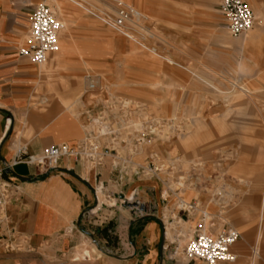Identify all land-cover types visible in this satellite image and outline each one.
Returning a JSON list of instances; mask_svg holds the SVG:
<instances>
[{
	"label": "rangeland",
	"instance_id": "obj_1",
	"mask_svg": "<svg viewBox=\"0 0 264 264\" xmlns=\"http://www.w3.org/2000/svg\"><path fill=\"white\" fill-rule=\"evenodd\" d=\"M73 1L58 3L64 6V18L73 21L72 29L79 36L76 38L79 43L88 36L85 26L89 19L102 23L103 26L95 22V29L117 40L97 39L96 51L88 55V72L94 79L99 78L101 85L97 91L80 97L85 87L82 77L87 71L83 66L74 96L78 102L71 111L74 115L85 113L105 90L130 102L132 107L124 118L126 130L113 136V141H106H111L109 147L115 149L116 157L107 158L118 163L117 169L123 168L122 173L156 181L157 191L166 199L163 215L171 223L167 229L174 228L177 222L183 228V232L180 228L177 232L179 254L175 257L185 262L183 249L201 218L200 190L206 188L210 196L217 198L216 190H222L223 194L229 191L230 178L236 181L232 183L236 184L234 192L239 197L248 196V205L244 207L247 218L243 222L252 219L264 227V198L259 197L264 190V0H245L257 18L254 26L239 37L228 34L217 0H146L144 6L149 9L153 1L190 2L176 5L179 11L172 14L173 20L159 21L142 9L148 19L127 22L125 26L132 40L110 25L119 21L118 6L112 2L117 0H85L102 10L88 7L90 13ZM249 54L256 60L250 61L249 68L241 69L240 64L249 61ZM43 69L48 78L43 94L45 104H59L62 92L70 90L63 80L68 71L65 67L45 65ZM138 132L143 133V140L139 141ZM185 186L195 193L186 201L198 204L196 211L185 212L176 207L184 196ZM253 195L255 198H251ZM105 199L115 204L107 193ZM242 200L243 197L239 198L237 204ZM126 203L136 205L132 200ZM224 203L227 206V200ZM111 206L106 203L99 209L109 211ZM91 216L96 221L108 217L100 212ZM211 223L221 229V220L205 217L206 232ZM262 250V246L252 245L249 258L243 263L237 259L233 264H251L252 259L255 264H263ZM0 264L70 263L50 252H27L23 245L4 242L0 245Z\"/></svg>",
	"mask_w": 264,
	"mask_h": 264
},
{
	"label": "crops",
	"instance_id": "obj_2",
	"mask_svg": "<svg viewBox=\"0 0 264 264\" xmlns=\"http://www.w3.org/2000/svg\"><path fill=\"white\" fill-rule=\"evenodd\" d=\"M40 1L0 0V164L10 162L17 149L27 154H39L46 147L59 144L74 146L83 139L87 111L79 115L71 111L78 102L74 96L79 87L80 73L85 67L87 71L82 78L86 87L87 78L91 75L88 72V55L96 51L97 39L117 40L109 33L96 30L95 22L103 24L89 19L85 26L88 36L79 43L76 39L79 36L72 29L73 21L64 18V6L58 3L67 0H54L50 6L63 20L59 35L60 52L58 50L59 53L49 55L41 65L33 64L19 54V49L25 43L30 16ZM126 1L138 11L144 9L151 13L159 21L173 20L172 14L179 11L176 5L184 6L190 2L153 1V7L149 9L144 6L146 0ZM73 2L88 13V7L97 8L90 1ZM255 60L249 54V61L241 63V69L249 68L250 61ZM44 65L48 68L65 67L68 71L63 80L70 90L62 92L57 100L59 104H45L47 100L43 94L47 91L48 78L45 77ZM95 80L101 85L99 78ZM84 89L80 97L85 96ZM239 89L249 93L246 88ZM113 170L109 158L103 165L91 167L77 159L63 157L55 169L47 171L24 163L14 165L5 175L14 182L15 193L6 205L5 219L0 223V245L4 242L16 243L23 245L27 252H50L70 264H204L186 259L184 262L175 257L179 254L176 237L180 235L177 233L180 225L177 222L174 228L167 229L171 223L163 215V210L167 208L166 199L157 191L156 181ZM229 181L236 182L233 178ZM232 183L225 194L216 190L217 198L210 196L206 188L200 190V211L206 217L221 220V228L233 226V229L240 230V238L232 247L235 262L237 259L240 263L245 262L249 258V247L260 245L263 247L260 261L264 264V227L252 219L251 222H243L247 218L244 207L248 205V196L239 197L234 192L236 184ZM94 189L98 197L102 196V201H107L106 193L115 199V204L108 201L112 210L94 211L107 214L108 217L99 221L92 220L88 213L95 205ZM192 195L195 196L192 189L185 186L184 200ZM242 197L244 200L238 205ZM259 197L264 198V190ZM222 199L227 200V206ZM131 200L136 205L128 206L126 202ZM225 207L228 208L223 210ZM164 222H167L166 227ZM184 223L187 224L186 221ZM217 230L219 226L214 228V231ZM180 231L183 232V228ZM85 254H88L87 258ZM233 263L222 261L218 264ZM251 264H255L253 259Z\"/></svg>",
	"mask_w": 264,
	"mask_h": 264
},
{
	"label": "built area",
	"instance_id": "obj_3",
	"mask_svg": "<svg viewBox=\"0 0 264 264\" xmlns=\"http://www.w3.org/2000/svg\"><path fill=\"white\" fill-rule=\"evenodd\" d=\"M50 1L53 0H41L35 6L29 19L25 43L19 49V54L27 57L35 65L43 64L49 55L59 50V35L63 24L52 10ZM217 9L225 21L228 34L232 37H239L254 26V12L245 0H217ZM117 13L116 18L119 21L122 16L126 15V11L122 7ZM97 89L93 85V77L88 76L84 94L88 95ZM95 107L98 109L95 110ZM130 107H132L130 102L105 90L96 104L92 108H88L85 114L87 118L84 124V137L74 146L67 144L49 146L42 149L39 154H27L22 149H17L10 162L0 164V223L5 219L6 205L15 193L14 182L5 177L7 171L19 163L33 165L41 171H47L55 169L63 157L77 159L91 167L103 165L107 157H116L115 149L109 147L112 145L111 141L109 143L106 141L126 130L127 123L124 118L130 111ZM139 136V141L144 139L143 133H140ZM120 143H124V140H121ZM119 159L121 160V158ZM118 165L112 160V168L116 169L118 173L123 172V168L117 169ZM93 194L95 205L88 210L90 214L98 204L96 189L93 190ZM196 209L195 204L189 203L187 208L181 210L193 212ZM200 212L201 218L194 226L192 238L183 249L184 258L188 261H201L204 264H218L222 261L235 262L236 256L232 247L240 238L239 232L227 227L214 231L215 224L213 223L209 224L208 232H206L204 230L206 216L203 211ZM8 246V244L5 245V248Z\"/></svg>",
	"mask_w": 264,
	"mask_h": 264
},
{
	"label": "bare ground",
	"instance_id": "obj_4",
	"mask_svg": "<svg viewBox=\"0 0 264 264\" xmlns=\"http://www.w3.org/2000/svg\"><path fill=\"white\" fill-rule=\"evenodd\" d=\"M54 1V0H53ZM82 1V0H81ZM83 1H85V0H83ZM51 2V1H50ZM89 2V1H88ZM112 2H114L115 4H116V6H118V9L120 8V7H122V8H124L125 9V11H126V15L125 16H122L121 17V21H119V22H116V21H114V22H112V24L110 23V25L114 28V30H116V31H118V32H121V33H123V35H125V36H128V37H132L125 29V26H126V23L127 22H132V23H135V22H137V21H140V20H144V19H148V17L144 14V13H142V11H138V10H136L134 7H132L131 5H129L128 3H126V2H124V1H120V0H117V1H112ZM86 3V2H85ZM92 6V5H91ZM95 7V6H94ZM116 14H118L117 13V11H116ZM104 15H106V14H104ZM107 16V15H106ZM100 19H102V18H100ZM149 19H150V17H149ZM123 30H125V32H123ZM93 85L95 86V87H97V86H100L99 85V83L95 80V79H93ZM234 85V84H233ZM236 87V86H235ZM98 88V87H97ZM96 193H97V191H96ZM97 198H98V204H97V206L93 209V212L95 211V210H98L99 209V207L101 206V205H103L104 203L106 204V203H109L108 201H102V196H99L98 197V194H97ZM188 204H189V202H187L186 200H184L183 198L182 199H180L179 201H178V204L176 205V207L178 208V209H182V208H187L188 207ZM196 208H198V204H196ZM167 223V222H166ZM192 223V222H191ZM165 236H166V233H165ZM172 238H170L169 240H171ZM85 257L87 258L88 257V254H85Z\"/></svg>",
	"mask_w": 264,
	"mask_h": 264
}]
</instances>
